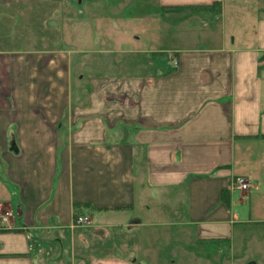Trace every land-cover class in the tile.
I'll return each mask as SVG.
<instances>
[{"label": "crops", "instance_id": "obj_1", "mask_svg": "<svg viewBox=\"0 0 264 264\" xmlns=\"http://www.w3.org/2000/svg\"><path fill=\"white\" fill-rule=\"evenodd\" d=\"M103 1L0 0V264H264V0Z\"/></svg>", "mask_w": 264, "mask_h": 264}, {"label": "rangeland", "instance_id": "obj_2", "mask_svg": "<svg viewBox=\"0 0 264 264\" xmlns=\"http://www.w3.org/2000/svg\"><path fill=\"white\" fill-rule=\"evenodd\" d=\"M121 1L122 3L120 4L118 10L121 13L127 14L130 18V22L132 23L130 24V26L128 25L129 23H126L128 25V27L126 26L127 30L129 29L135 30L136 33H140L141 30H145L146 35L148 34L149 36L151 35L158 36V29H159L158 28L159 27V18H158L159 15L158 14L161 12L158 8H156L155 3L153 1H150V3L148 2L142 3V2L135 1V0H121ZM86 3L87 5L82 7V12L88 15L99 14L101 10H103V12L100 14L108 13L107 11H105V9L110 8V6H108L109 3L107 2V4H105L104 1L102 3L103 4L102 6L101 5L99 6V0L97 3L96 2L92 3V0H87ZM76 5L79 6L78 4ZM78 13H81V11H79ZM146 22H149V24L148 23L146 24ZM152 29H154L153 32H155V34H153V32L151 31ZM148 39H149V42L151 41L150 42L151 45H154L156 43L161 44L160 40L154 39L152 38V36ZM174 41L175 40L168 39L164 42L171 43ZM1 45H4V44H1ZM1 47H4V46H1ZM163 253H164L163 254L164 257L169 258L170 255H172V247L170 246L167 247L163 251ZM160 264H165V261H162V262L160 261Z\"/></svg>", "mask_w": 264, "mask_h": 264}, {"label": "built area", "instance_id": "obj_3", "mask_svg": "<svg viewBox=\"0 0 264 264\" xmlns=\"http://www.w3.org/2000/svg\"><path fill=\"white\" fill-rule=\"evenodd\" d=\"M234 186L239 190H246L249 187L247 179L243 176H236L233 180ZM11 213L8 210L0 211V228H4L9 225ZM89 224V220L84 214H75L73 218V225L80 227L82 225Z\"/></svg>", "mask_w": 264, "mask_h": 264}]
</instances>
